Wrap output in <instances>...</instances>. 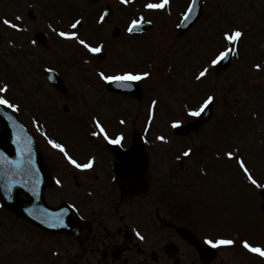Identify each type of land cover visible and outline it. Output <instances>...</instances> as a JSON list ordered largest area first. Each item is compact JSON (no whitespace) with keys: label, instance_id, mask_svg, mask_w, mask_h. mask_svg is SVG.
<instances>
[{"label":"rangeland","instance_id":"rangeland-1","mask_svg":"<svg viewBox=\"0 0 264 264\" xmlns=\"http://www.w3.org/2000/svg\"><path fill=\"white\" fill-rule=\"evenodd\" d=\"M146 2L133 0L125 7L120 0H0V14L10 17L14 12L22 17L19 21L21 28L34 30L36 35L45 32L48 35H43L41 43L37 37L34 38L37 41L34 46L31 44L33 39L26 40L28 36L24 31L15 32L4 26L3 34L0 23V81L10 84L9 96L21 105L18 116L37 133L46 163L51 168H59L53 170L59 171L65 161L48 144L42 131L35 129L33 118L38 119L50 137L66 141L71 149L76 147L75 151L82 153L84 159L93 154L96 159L98 157L96 173L101 176L107 171V162L103 161L102 153L97 156L96 150L103 141L99 139L98 146L95 140L94 144L91 143L85 134L82 137L79 132L83 131V123L87 125V132L95 130L93 118L100 119L111 133L124 127L126 142L130 140L131 132L145 133L150 143L147 148L151 147L156 152L147 169L150 194L160 192L164 199L170 197L168 193L176 192L177 178L174 174L178 169V156L183 157V152L192 148L193 154L183 157L182 163L197 167L193 170L195 181L204 182L203 186L210 185L203 194L209 201L202 214L206 219L209 217L206 230L237 231L241 238L247 236L251 242L264 246V212L260 206L257 207L255 217L257 210L249 203L257 202L254 191L237 171L227 168L220 148L208 151L209 146L220 141L219 131H228V141L244 153L253 174L256 172L257 178L264 182V71L257 72L254 68L255 63L264 65V0H202L200 16L182 35L175 27L190 0H171L169 10L163 12H148L142 7ZM105 4H109L113 11L106 21L100 22L99 16ZM29 12L34 14L33 20L27 17ZM141 12L153 21L151 27L146 32L129 35L126 23ZM80 17L83 18L80 35L89 38L93 44L102 43L105 59H93V62L86 57L89 56L87 50L74 41L49 35H57L49 29V23L58 30H69L70 22ZM232 26H240L246 32L240 44L239 58L232 57L226 68H214L207 79L195 82L194 74L220 46V32ZM116 27L118 29H114ZM9 44L19 48V56L7 54ZM153 62L157 64L149 68L153 76L144 85L143 91L148 89L142 93L141 101L108 91L96 71L98 67L106 73L139 71ZM167 63L170 69H167ZM26 65L32 69H27ZM47 66L53 67L64 78L63 93L54 89L44 77ZM164 87L171 89L163 92ZM180 87L185 91L181 92ZM207 95H215L217 99L212 117L204 123L206 126L203 124L197 132L188 135H175L171 121L182 119L185 123L189 119L184 115V106L188 105L185 102L195 99L198 103ZM152 99H157L159 104L156 118L146 132ZM121 119L127 121L125 126L119 123ZM76 135L82 137L81 142L74 139ZM158 135H166L169 142L156 140ZM188 137L192 144L187 143ZM88 143L91 148L87 147ZM217 153L221 154L220 158H217ZM210 167L213 169L209 171ZM197 171L200 175L207 173L208 177L199 178ZM62 172L68 175L64 170ZM66 179L68 181V177ZM228 180L235 188L228 184L223 190L216 185ZM185 185L193 191V183L184 182L182 188ZM3 208L0 207V264H47L42 254L38 257L29 255L33 248L30 240L29 244L22 242L23 238L29 239V225L19 222L13 211ZM32 238H38V235ZM43 243L51 245L55 242L44 240ZM241 256L242 259L232 253L223 254L227 263L236 264L238 260L237 264H264V258Z\"/></svg>","mask_w":264,"mask_h":264},{"label":"flooded vegetation","instance_id":"flooded-vegetation-1","mask_svg":"<svg viewBox=\"0 0 264 264\" xmlns=\"http://www.w3.org/2000/svg\"><path fill=\"white\" fill-rule=\"evenodd\" d=\"M1 32L4 34L2 23ZM45 167L50 177V166L46 164ZM119 167L114 158L102 176L95 169L85 174L67 168L65 172L68 175L62 172L58 176L63 186L61 190L55 192L51 189V177L50 183L41 189L47 203L54 197H79L77 203L84 224L83 231L76 236L66 232L59 233L62 234L60 238H56L57 233H53L54 238L45 236V240L55 242L51 244L52 247L44 249L47 264H232L223 257L225 253L235 254L242 259L243 251L239 247L212 251L201 241V236L212 237V234L204 233L202 227L196 226L195 198L185 196L196 193V189L191 191L187 185L181 186L184 182L196 183L191 166L178 164L174 174L177 178V196L165 199L160 192L150 194L146 173V191L143 195L128 196L120 191L117 178L111 179L116 177ZM188 175L189 179H185ZM197 192L204 194L203 189ZM181 197H186V201ZM107 227L109 230H106ZM181 227L188 232L181 231ZM31 230L33 235L39 233L34 225ZM136 231L144 236L143 240L136 236ZM39 240L43 241V238Z\"/></svg>","mask_w":264,"mask_h":264},{"label":"snow or ice","instance_id":"snow-or-ice-1","mask_svg":"<svg viewBox=\"0 0 264 264\" xmlns=\"http://www.w3.org/2000/svg\"><path fill=\"white\" fill-rule=\"evenodd\" d=\"M123 5H129L133 2V0H120ZM198 3L199 0H191V3L188 5L187 9L182 14V19L180 24L177 27H187L190 22L194 19H198V16H194L195 13L198 11ZM171 5V0H147L146 3L142 5L143 9L147 10L148 12H156V11H167L169 10ZM109 13L105 11L100 16V22H103L106 16ZM22 20L21 16L15 17V21ZM0 23L6 25L7 27L17 30V31H26V28H21V25L13 20L8 19L7 17L0 18ZM153 21L151 19H147L145 14L141 12L138 16L130 18L126 25V31L129 35H135L138 32L144 31V25L152 24ZM49 29L57 34L58 37L63 38L66 41H74L78 45L82 46L84 49L87 50L88 53L93 55L99 54L103 51L104 45L100 44H93L89 42L87 38H84L80 35V28L83 27V18H76L74 21L70 22L69 30L57 29L53 27L51 23L48 25ZM246 32L240 26H232L228 28H224L220 32L219 36V47L213 52L212 56L209 57L205 65H201V67L197 70L194 74V81L201 82L207 79L211 73V70L214 69L217 65H220L224 61L229 60L230 57L239 58L240 56V44L242 40L245 38ZM32 45H36L37 41L33 39L31 41ZM87 62V61H86ZM254 68L257 72L264 71V65L261 63H255ZM47 72L51 73L54 71L52 68L46 69ZM99 78L104 81L106 84L115 85L120 89H131L135 87L138 83L143 81H148L152 78L153 72L149 70H119L112 74H108L105 71L98 72ZM10 84L5 81H0V112L3 111V108L10 109L12 113H18L21 111V105L18 102H14L13 99L9 96L10 93ZM217 97L215 95H207L204 97L201 102L198 103L197 106H184V110L188 117L199 118L205 113L211 105H213L216 101ZM159 101L157 99H152L149 107L148 112V122L145 131L147 132L148 128L152 126L153 121L156 118V109L158 107ZM6 119L10 121L13 126L16 125V121L13 120L11 115H6ZM33 123L36 126L37 130L42 131V134L47 139L49 145L52 148L58 150L62 153L63 157L67 161L69 165H71L74 169H77L85 174L93 171L96 166V156L89 155L84 161H81L73 154L66 143H62L57 139H54L49 136L46 131H43L42 125L38 120L33 118ZM93 123L95 125V130L90 132L91 137L102 139L109 145H115L119 148L123 149L126 143L127 137L124 132H120L118 135L112 136L109 134L105 125L101 122L98 118H93ZM121 125L127 123L126 120L121 119L119 121ZM183 123L182 119H173L171 121V128L179 129ZM23 129H20L17 133V138L14 141L17 145L21 143L20 132ZM156 140L168 143V137L166 135H158L156 136ZM27 150L29 153V159L27 161V165H31V167L26 166L25 164L18 162L16 160L10 159L4 152H0V163L11 165L12 167L8 168L7 171L0 170V179H3V188L6 194H10L12 188L17 184H24L27 186L28 181L24 179H17L16 177L19 176H28L33 173L34 162L31 160V147L30 141L29 146L27 148L20 147L18 148V152L23 160L24 152ZM193 154V149L188 148L183 152V157H190ZM217 158H220V153H217ZM229 161L235 160L238 169L240 170L241 174L245 178V180L253 186L254 189L260 190L264 192V183L259 181L255 175L253 174L252 170L249 168L246 160L244 159L243 155L240 154L239 148H235L233 150H228L224 154ZM15 169V170H14ZM38 172V169L35 170ZM39 183V180L36 181ZM61 180L57 179L56 184L61 185ZM35 194V188H31ZM75 207V205H73ZM31 214V211H30ZM57 220L60 223H63L61 217H57ZM51 226H56L55 224ZM136 236L143 240L144 236L139 232L136 231ZM204 243L208 245L210 248L218 249L224 246H235L237 241L232 238H212L206 236L204 238ZM242 247L247 250L248 252L258 255L261 258H264V246L251 242L248 239H243L240 241Z\"/></svg>","mask_w":264,"mask_h":264},{"label":"water","instance_id":"water-1","mask_svg":"<svg viewBox=\"0 0 264 264\" xmlns=\"http://www.w3.org/2000/svg\"><path fill=\"white\" fill-rule=\"evenodd\" d=\"M198 7V6H197ZM199 12V11H198ZM198 14V13H197ZM195 16H197V15H195ZM191 23H189V25H190ZM188 25V26H189ZM0 118H1V116H0ZM4 142H5V145H3V148H4V150L5 149H7V148H9L11 151H12V146H13V143H12V137L10 136V132H9V130L8 129H6V133H5V136H4ZM138 151V149L136 150V152ZM145 167V162H143L140 166H139V168H138V170L141 168V171L143 170V168ZM262 195H263V197H264V192H262ZM12 201H10V200H8L7 201V203L8 204H12L11 203ZM263 208H264V202H263ZM18 212L22 215V216H28V213H27V211H25V209H24V207L22 206V207H19L18 208Z\"/></svg>","mask_w":264,"mask_h":264}]
</instances>
